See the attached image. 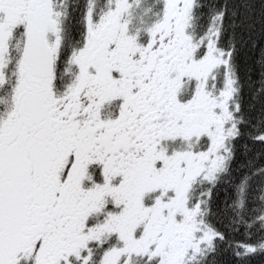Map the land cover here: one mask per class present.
<instances>
[{"label":"snow or ice","instance_id":"6c2138e0","mask_svg":"<svg viewBox=\"0 0 264 264\" xmlns=\"http://www.w3.org/2000/svg\"><path fill=\"white\" fill-rule=\"evenodd\" d=\"M257 4L0 0V264H264Z\"/></svg>","mask_w":264,"mask_h":264},{"label":"trees","instance_id":"16d2710c","mask_svg":"<svg viewBox=\"0 0 264 264\" xmlns=\"http://www.w3.org/2000/svg\"><path fill=\"white\" fill-rule=\"evenodd\" d=\"M216 3L223 4L225 0H215ZM256 26L254 30H248L247 27L243 29H237V35L242 37L243 44L240 47V53L238 56V63L240 64V74L241 77L245 81L244 87V105L245 108L249 110V114L253 117L259 114L260 105L257 103L255 106V111H251L249 109V105L251 103V93L253 88L249 85V77L252 81L253 85L258 86L259 79V68L256 63L261 49L264 48V35L261 34L262 26L260 24V13H259V4H257L256 8V17H255ZM255 41L256 47H252V43ZM259 145L256 146L257 150L259 149ZM243 157H238L239 160H242ZM264 163V161H261ZM225 193L223 191L219 192L216 196V206L220 207L222 201L224 200ZM217 227L221 228L222 231H226L222 224H217ZM237 240H241L243 237L237 235L235 237ZM220 264H235V260L229 254L222 255L220 258ZM253 264H259L258 261H254Z\"/></svg>","mask_w":264,"mask_h":264}]
</instances>
